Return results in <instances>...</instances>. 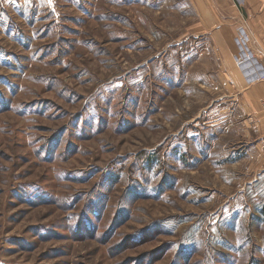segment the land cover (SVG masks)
I'll return each instance as SVG.
<instances>
[{"label":"rangeland","instance_id":"1","mask_svg":"<svg viewBox=\"0 0 264 264\" xmlns=\"http://www.w3.org/2000/svg\"><path fill=\"white\" fill-rule=\"evenodd\" d=\"M195 3L0 0V264H264V167Z\"/></svg>","mask_w":264,"mask_h":264},{"label":"crops","instance_id":"2","mask_svg":"<svg viewBox=\"0 0 264 264\" xmlns=\"http://www.w3.org/2000/svg\"><path fill=\"white\" fill-rule=\"evenodd\" d=\"M195 6L202 15L201 27L212 34L213 44L220 47L223 75L231 93L227 108L230 117L225 120L241 121L246 139L254 144L257 164L264 167V81L252 78V63L243 67L236 58L237 28L247 21L252 50L264 63V0H196Z\"/></svg>","mask_w":264,"mask_h":264},{"label":"built area","instance_id":"3","mask_svg":"<svg viewBox=\"0 0 264 264\" xmlns=\"http://www.w3.org/2000/svg\"><path fill=\"white\" fill-rule=\"evenodd\" d=\"M236 43L238 46L239 54L237 55V61L243 67H246L249 63H252L254 70L252 72V78L255 81H264V63L260 61L258 56L252 50L251 47V34L250 28L247 23H242L237 28ZM264 108V99L262 101Z\"/></svg>","mask_w":264,"mask_h":264}]
</instances>
